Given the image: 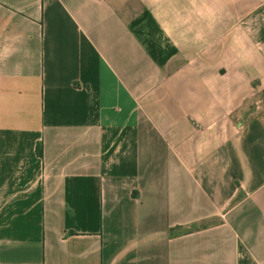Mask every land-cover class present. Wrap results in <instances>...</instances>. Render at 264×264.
Here are the masks:
<instances>
[{
	"label": "crops",
	"instance_id": "0c3cea01",
	"mask_svg": "<svg viewBox=\"0 0 264 264\" xmlns=\"http://www.w3.org/2000/svg\"><path fill=\"white\" fill-rule=\"evenodd\" d=\"M263 90L264 0H0V264H264Z\"/></svg>",
	"mask_w": 264,
	"mask_h": 264
},
{
	"label": "rangeland",
	"instance_id": "374dc122",
	"mask_svg": "<svg viewBox=\"0 0 264 264\" xmlns=\"http://www.w3.org/2000/svg\"><path fill=\"white\" fill-rule=\"evenodd\" d=\"M259 100V102H257ZM260 105L259 109L261 110L264 108V90L259 92L258 95L255 94L252 95L248 102L245 103V105L239 109L238 111H235L233 113V120L237 123L243 122L248 120L253 116V113L257 111V106Z\"/></svg>",
	"mask_w": 264,
	"mask_h": 264
},
{
	"label": "trees",
	"instance_id": "16d2710c",
	"mask_svg": "<svg viewBox=\"0 0 264 264\" xmlns=\"http://www.w3.org/2000/svg\"><path fill=\"white\" fill-rule=\"evenodd\" d=\"M36 152L39 156H42V143L41 142L37 143Z\"/></svg>",
	"mask_w": 264,
	"mask_h": 264
}]
</instances>
